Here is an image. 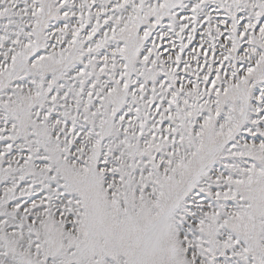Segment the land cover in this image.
Masks as SVG:
<instances>
[{"label":"snow or ice","instance_id":"6c2138e0","mask_svg":"<svg viewBox=\"0 0 264 264\" xmlns=\"http://www.w3.org/2000/svg\"><path fill=\"white\" fill-rule=\"evenodd\" d=\"M0 264H264V0H0Z\"/></svg>","mask_w":264,"mask_h":264}]
</instances>
